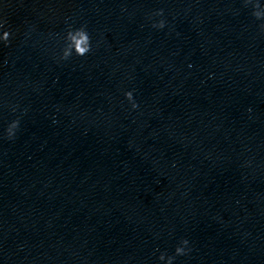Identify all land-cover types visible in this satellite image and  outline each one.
Masks as SVG:
<instances>
[{
  "label": "clouds",
  "instance_id": "9594fccd",
  "mask_svg": "<svg viewBox=\"0 0 264 264\" xmlns=\"http://www.w3.org/2000/svg\"><path fill=\"white\" fill-rule=\"evenodd\" d=\"M240 2L244 8L250 9V14L253 19L259 21V24L257 25L258 32L259 34L264 35V4H262L260 0H240ZM126 10L127 9H122V11ZM156 17H160V19L157 20L155 19ZM163 17L164 9L161 8L154 10L147 18L149 21H152L151 27L163 30L167 24L166 19ZM5 24L6 21H0V30L5 28ZM12 35L13 34L10 30H3L2 35H0V43L7 46L10 43ZM62 39L64 43L58 55V61H68L74 55L77 57H84L93 51L92 37L89 34L86 24H82L79 27H73L72 24H68ZM124 96L133 110L139 107L134 99L133 91H126ZM10 109L15 113L18 109V105H10ZM248 111L251 112L252 109L249 108ZM19 128L20 117H17L8 123L7 128L4 130L3 138L9 141L14 140ZM156 251H159V249H156ZM192 251L193 248L190 241L187 238H183L175 247L172 254H168L166 251L160 252L158 260L163 262V264H174L178 257L189 256Z\"/></svg>",
  "mask_w": 264,
  "mask_h": 264
}]
</instances>
